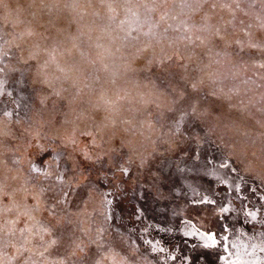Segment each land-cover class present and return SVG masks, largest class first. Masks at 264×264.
I'll list each match as a JSON object with an SVG mask.
<instances>
[{
  "label": "rangeland",
  "instance_id": "1",
  "mask_svg": "<svg viewBox=\"0 0 264 264\" xmlns=\"http://www.w3.org/2000/svg\"><path fill=\"white\" fill-rule=\"evenodd\" d=\"M0 264H264V0H0Z\"/></svg>",
  "mask_w": 264,
  "mask_h": 264
},
{
  "label": "bare ground",
  "instance_id": "2",
  "mask_svg": "<svg viewBox=\"0 0 264 264\" xmlns=\"http://www.w3.org/2000/svg\"><path fill=\"white\" fill-rule=\"evenodd\" d=\"M198 228V227H197ZM198 231H197V234L201 237H203V238H205V241L207 242V243H210V241H209V239H208V237L209 236H212V235H214V233H207V232H205V231H203V230H200V229H197ZM215 236V235H214ZM216 237V236H215ZM216 242H217V238H216ZM207 246V245H206ZM212 247V246H211ZM247 251V250H246ZM246 255V254H245ZM252 255V254H251ZM250 255V256H251ZM256 255V254H255ZM260 256V255H259ZM261 259V258H260ZM238 261V260H237ZM240 261V260H239ZM250 261V260H249ZM262 263V262H261Z\"/></svg>",
  "mask_w": 264,
  "mask_h": 264
},
{
  "label": "snow or ice",
  "instance_id": "3",
  "mask_svg": "<svg viewBox=\"0 0 264 264\" xmlns=\"http://www.w3.org/2000/svg\"><path fill=\"white\" fill-rule=\"evenodd\" d=\"M208 239H209L210 243L207 246L211 247V246L215 245L216 237L214 235L209 236Z\"/></svg>",
  "mask_w": 264,
  "mask_h": 264
}]
</instances>
